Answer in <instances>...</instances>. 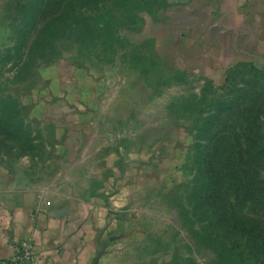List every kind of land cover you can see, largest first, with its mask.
I'll list each match as a JSON object with an SVG mask.
<instances>
[{
    "label": "rangeland",
    "instance_id": "1",
    "mask_svg": "<svg viewBox=\"0 0 264 264\" xmlns=\"http://www.w3.org/2000/svg\"><path fill=\"white\" fill-rule=\"evenodd\" d=\"M29 1L0 0V166L51 177L52 130L31 116L77 115L98 91L120 115L96 122L113 136L114 182L132 210L108 253L121 264H264V53L197 69L165 39L163 0H45L24 30ZM8 96L20 130L6 125Z\"/></svg>",
    "mask_w": 264,
    "mask_h": 264
},
{
    "label": "crops",
    "instance_id": "2",
    "mask_svg": "<svg viewBox=\"0 0 264 264\" xmlns=\"http://www.w3.org/2000/svg\"><path fill=\"white\" fill-rule=\"evenodd\" d=\"M163 3L162 24L169 29L165 39L170 48L178 44L181 52L195 54L194 68L228 69L251 62L244 56L264 53V0ZM175 15H184L178 33L172 24L177 22ZM69 98L59 97L57 102ZM88 98V110L80 109L77 115L67 110L57 117L31 116L47 119L49 124L41 128L52 130V157L44 163L55 168L51 177L0 166V260L21 241H30L34 264H121L108 251L124 240L122 216L132 212L127 207L131 197L114 182L118 157L113 136L96 122L101 116L118 120L120 115L115 113L116 103L106 108L108 102L98 91H90ZM147 154L140 152V161L148 163ZM130 158L131 163L139 160L137 155Z\"/></svg>",
    "mask_w": 264,
    "mask_h": 264
},
{
    "label": "trees",
    "instance_id": "3",
    "mask_svg": "<svg viewBox=\"0 0 264 264\" xmlns=\"http://www.w3.org/2000/svg\"><path fill=\"white\" fill-rule=\"evenodd\" d=\"M46 4L47 3H45V0H30L28 3V7L30 10H25L26 7H23L24 11H23V9H22V11H23V18H24V22H25L24 30H26L28 28L35 27V24H36L35 18L41 10L44 11L46 9V7H47ZM55 24H57V20L52 19L50 21V23L48 24L47 29H49V28L53 29V26H55ZM24 34L22 33L20 35L24 36ZM42 39H43V36H39L37 38V40L35 41L34 46L39 45L41 43ZM7 101L10 103L11 109H10V115L8 116V118L6 120V125L9 128H11L12 130H20V126L17 122V119L15 118V116H13V112L18 114V112H20V110H21L18 99L14 96H8ZM18 119L20 120L22 118L19 117ZM26 138H28V137H26ZM216 246L221 249V252H224L227 250L232 252V250L238 248L240 246V244L235 242L234 244L231 245V249H228L227 246L222 245V244H217ZM245 248H246V246L244 243V247L240 249L239 254L244 253Z\"/></svg>",
    "mask_w": 264,
    "mask_h": 264
},
{
    "label": "built area",
    "instance_id": "4",
    "mask_svg": "<svg viewBox=\"0 0 264 264\" xmlns=\"http://www.w3.org/2000/svg\"><path fill=\"white\" fill-rule=\"evenodd\" d=\"M35 254L30 241H21L7 258L0 260V264H34Z\"/></svg>",
    "mask_w": 264,
    "mask_h": 264
}]
</instances>
